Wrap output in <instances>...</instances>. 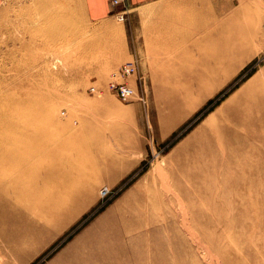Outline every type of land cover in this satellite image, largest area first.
<instances>
[{
  "label": "rangeland",
  "instance_id": "374dc122",
  "mask_svg": "<svg viewBox=\"0 0 264 264\" xmlns=\"http://www.w3.org/2000/svg\"><path fill=\"white\" fill-rule=\"evenodd\" d=\"M192 1L184 0L183 7L164 2L141 7L142 19L134 27L143 35L129 37L130 57L115 67L95 65L106 63L103 54L87 51L95 37H72L65 51L63 35L35 34L40 32L39 20L27 28L15 8L0 17V108L23 99L24 119L31 122L43 103L42 112L54 118L60 127L56 132L67 142L63 159L99 169L92 193L76 205L86 206L57 235L47 228L42 238L49 242L34 255L25 249L17 256L12 239L23 222L37 220V210L25 203L7 207L0 214L1 262L50 264L103 215L124 209L169 175L174 193L157 195L159 204L151 201L142 228H130L132 237L119 241L127 255L116 257L117 264H264V123L250 127V134L257 136L246 142L243 153L244 129L237 133L232 148L241 154L235 159L223 142H212L201 156L200 150L191 156L198 140L215 131L225 134L222 117L231 98L253 79L264 86V0L188 4ZM232 47L243 50L236 54ZM133 55L138 70L127 81L133 95L121 101L108 84L121 81L115 75ZM210 56L244 62L189 109L203 93L198 85L192 88L178 114L171 115L169 96L178 85L200 82L207 69L203 60ZM256 107L264 119V100ZM34 125L45 129L42 117L36 116ZM46 129L54 132L56 127ZM50 160L54 166L62 163L60 156ZM75 184L74 174L56 173L38 196L57 199L61 185L71 189ZM241 215L244 225L238 222ZM40 245L35 241L34 247Z\"/></svg>",
  "mask_w": 264,
  "mask_h": 264
},
{
  "label": "bare ground",
  "instance_id": "6f19581e",
  "mask_svg": "<svg viewBox=\"0 0 264 264\" xmlns=\"http://www.w3.org/2000/svg\"><path fill=\"white\" fill-rule=\"evenodd\" d=\"M232 49L237 51L233 47ZM242 50L239 48L236 54ZM243 62V60L225 59L224 57L220 59L218 56L205 58L203 64L207 65V69L202 80L190 84L184 83L182 86L178 85L179 87L175 88V94L169 96L168 109L171 111V115L178 114L183 103L188 100L187 95L192 91V88L198 85L203 93L189 109L214 93ZM210 68L211 71H207ZM262 100H264V86L258 79H253L227 103V114L222 117L226 128L225 134L220 136L215 131L210 133L206 140H198L191 156L197 155L198 150H200L199 155L201 156L205 148H211L212 142H216L219 146L222 142V145L228 144V149L233 153L232 146L238 141L237 133L241 129H244L241 150L242 153L245 152V149L248 148L246 142L253 136H257L250 134V127L254 124L263 127L264 119L259 117L256 111V106ZM24 105L27 106L25 100L14 98L7 103L5 109L0 108V214L5 213L7 207H17L24 203L33 206L38 214L37 220L34 222H23L21 230L12 239V249L19 257H22L21 250L26 249L28 253L31 252L34 255L40 247L45 246L49 240L44 241L42 233H45L50 226L53 228V236L67 227L77 216L78 211L86 206L84 203L83 206L76 207L77 203L82 201L83 196L92 193L91 189L97 185L96 176L99 170L94 167L89 168V166V170H87L85 169L87 166L83 168L71 159L65 160V157L63 159L67 142L56 132L59 125L54 123L56 122L54 118L42 112L46 106L43 103L37 105L36 113L32 114L33 119L30 122L24 119L26 115V112L23 111ZM36 116L42 117L45 129L35 127ZM174 121L172 120V123ZM51 124L56 127L54 132H49L46 129ZM56 140H59L58 145ZM240 154L241 151L236 155ZM236 155L234 154V159ZM52 156H60L62 163L54 166L50 160ZM228 160V163H231L232 157L230 156ZM111 161L115 162L114 159ZM56 173L74 174L76 178L74 188L68 189L61 185L59 190L62 194L57 199L49 200L39 197V190L45 188L47 180ZM168 177L162 175L157 185L137 194L135 200L129 201L124 209L115 208L111 213L103 215L50 264H117L116 257H126L127 255L125 249L118 246L119 241H123L125 237H132L130 228H142V218L151 206V201L159 204L161 199L159 201L157 195L169 197L174 193L171 180ZM99 193L103 196L101 189ZM238 220L241 225L246 223L242 215ZM35 241H39L41 244L38 248L34 247ZM2 257L4 258V256H0V258ZM28 259L29 257L23 258L21 261L25 262ZM2 263L6 262L0 264Z\"/></svg>",
  "mask_w": 264,
  "mask_h": 264
},
{
  "label": "crops",
  "instance_id": "0c3cea01",
  "mask_svg": "<svg viewBox=\"0 0 264 264\" xmlns=\"http://www.w3.org/2000/svg\"><path fill=\"white\" fill-rule=\"evenodd\" d=\"M109 1L0 0V17L3 18L4 14L7 16V13L15 8L26 21L27 28L32 27L33 21L39 20L42 23L39 27L40 32L35 34L63 35L65 51L68 50V42L72 44V37H81V40L82 37H95V40L88 41L87 51L103 54L102 61L106 62L95 65L115 67L126 62L130 57L129 37L143 35L141 28L134 27L136 21L142 19L139 12L141 7L157 2L184 6V0H124V3L117 7H112ZM197 1L188 4L193 5ZM119 15H124L123 21L118 19ZM51 29L53 32L50 31ZM82 51L83 48L80 49V52Z\"/></svg>",
  "mask_w": 264,
  "mask_h": 264
},
{
  "label": "built area",
  "instance_id": "2783aa9c",
  "mask_svg": "<svg viewBox=\"0 0 264 264\" xmlns=\"http://www.w3.org/2000/svg\"><path fill=\"white\" fill-rule=\"evenodd\" d=\"M123 3L124 0L110 1L112 7H117ZM118 19L123 21L124 15H119ZM137 70H138V60L137 57L133 55L132 61L122 65L115 75L121 81L114 80L108 84V89L112 93H114L121 101H127L132 97L133 89L131 88V86L128 85L127 81L130 76L137 74Z\"/></svg>",
  "mask_w": 264,
  "mask_h": 264
}]
</instances>
